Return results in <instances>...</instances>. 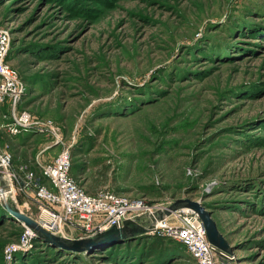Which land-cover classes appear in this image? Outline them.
Wrapping results in <instances>:
<instances>
[{
  "label": "rangeland",
  "instance_id": "374dc122",
  "mask_svg": "<svg viewBox=\"0 0 264 264\" xmlns=\"http://www.w3.org/2000/svg\"><path fill=\"white\" fill-rule=\"evenodd\" d=\"M0 28L23 82L15 112L57 133L9 134L0 103V154L13 167L39 172L37 158L69 146L82 164L72 176L89 193L144 197L155 210L197 201L232 248L217 264H264V0H0ZM14 198L38 218L36 202ZM25 225L0 201V264H196L165 235L155 234L161 256L142 243L113 254L125 236L96 238L109 227L53 233L91 238L74 251L23 243Z\"/></svg>",
  "mask_w": 264,
  "mask_h": 264
},
{
  "label": "built area",
  "instance_id": "2783aa9c",
  "mask_svg": "<svg viewBox=\"0 0 264 264\" xmlns=\"http://www.w3.org/2000/svg\"><path fill=\"white\" fill-rule=\"evenodd\" d=\"M9 51V34L0 28V103L8 102L12 113L2 128L12 135L32 130L57 135L51 121L35 120L25 110L15 112L23 82L9 64ZM70 167L69 146L60 150L51 161L41 164L38 175L29 164L22 162L13 167L11 155L0 154V176L10 188L8 198L15 205L14 196L20 191L36 202L38 218L35 221L51 233L70 231L86 235L94 229L105 230L127 222L145 228L152 224L147 233L165 235L180 242L196 264H217L216 249L207 240L202 222L190 208L171 211L169 203H161L155 210L144 197L129 198L109 190L89 194L70 175ZM158 212L164 215L159 217ZM142 215L148 219H141ZM33 236V230L25 225L21 241L27 242Z\"/></svg>",
  "mask_w": 264,
  "mask_h": 264
},
{
  "label": "water",
  "instance_id": "95a60500",
  "mask_svg": "<svg viewBox=\"0 0 264 264\" xmlns=\"http://www.w3.org/2000/svg\"><path fill=\"white\" fill-rule=\"evenodd\" d=\"M9 195H10V188L6 181L0 176V201L3 206L8 208L9 210L13 211L19 219H21L28 227H30L35 237H39L42 239H45L47 241H51L56 243L57 245L64 246V247H70L74 251H82L85 249V246L88 242L91 241V238H81V239H67L63 238L61 236L55 235L51 233L50 231L44 229L41 227L35 220L28 217L25 214L20 213L15 205L9 201ZM180 207H187L193 210L200 221L202 222L206 237L209 243L215 247L216 252H226L231 253L232 248L229 245V243L226 241L225 237L222 235V233L218 230L214 220L211 217V212L201 203L185 198V199H178L175 202H173L169 206V210L173 211ZM127 223H125L123 226L117 224L113 225L104 232L100 233L96 236V238L100 239H111L110 237L113 236H124L125 232L131 231V229H127ZM152 224L149 225L148 228L137 226L133 231L136 232H142L147 233L149 230H151Z\"/></svg>",
  "mask_w": 264,
  "mask_h": 264
},
{
  "label": "trees",
  "instance_id": "16d2710c",
  "mask_svg": "<svg viewBox=\"0 0 264 264\" xmlns=\"http://www.w3.org/2000/svg\"><path fill=\"white\" fill-rule=\"evenodd\" d=\"M8 57H9V55H8ZM8 61H9V58H8ZM112 115H113V113H112ZM90 143H92V142H90ZM71 151H72V149H70V153H71L70 175L72 176L73 175L72 174L73 173L72 170H78L79 171V169H80V167H81L82 164H81V162L72 161L73 155H76V154H75L74 151H72V152ZM35 171H36V168H35ZM36 174L38 175L39 172L36 171ZM74 179L76 180V178H74ZM78 183H79V185L81 187H83L79 181H78ZM85 191L87 193H89L87 190H85ZM89 194H95V193H89ZM214 222H215L218 230L221 232V229L219 227L218 221L217 220H214ZM127 224H128L127 225V229H131V231H128V232H125L124 233L125 240H123V242L124 243H127V244H123L122 241L121 242H118L117 241V242L111 243V245H109V247H108V250H110L113 254H115L114 251H116V250L115 249L112 250V248L119 247V249L126 248V249H129V250L130 249L135 250L134 247L137 246L138 244H141V243L144 244V245L150 244L151 246L157 245L156 248H158V250H155L156 251V254L155 255H157V256H161V254L166 251L167 248H166L165 244L163 243V240H162V238L160 236H157L155 234L142 233V232H136L135 233L133 231V229H135L137 226H140V225H137V224H135L133 222H127ZM140 227H142V226H140ZM172 242L175 243L180 248V250H181L180 253H182V256H184V257L185 256L190 257V255L188 254L187 250L185 249V247L180 242L174 241L173 239H172ZM118 252H125V251L118 250ZM96 253H100V251H97ZM121 254H123V253H121ZM99 256H101V255H99Z\"/></svg>",
  "mask_w": 264,
  "mask_h": 264
},
{
  "label": "crops",
  "instance_id": "0c3cea01",
  "mask_svg": "<svg viewBox=\"0 0 264 264\" xmlns=\"http://www.w3.org/2000/svg\"><path fill=\"white\" fill-rule=\"evenodd\" d=\"M26 133H21L20 135H25ZM21 142H22V140H21ZM20 142V143H21ZM20 143H19V145H20ZM21 145H23L22 143H21ZM16 159H17V162H19L18 160H21L20 159V157L18 156L17 158L14 156V161H16ZM37 160H39V161H36V163L38 162L40 165H41V162H42V159H39V158H37ZM218 254L220 253V252H217Z\"/></svg>",
  "mask_w": 264,
  "mask_h": 264
},
{
  "label": "bare ground",
  "instance_id": "6f19581e",
  "mask_svg": "<svg viewBox=\"0 0 264 264\" xmlns=\"http://www.w3.org/2000/svg\"><path fill=\"white\" fill-rule=\"evenodd\" d=\"M220 252V251H219Z\"/></svg>",
  "mask_w": 264,
  "mask_h": 264
}]
</instances>
